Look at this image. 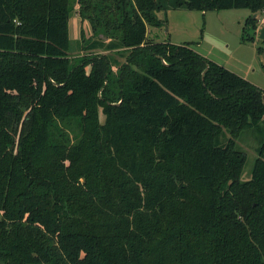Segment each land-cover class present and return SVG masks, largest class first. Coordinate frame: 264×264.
<instances>
[{"label": "trees", "instance_id": "1", "mask_svg": "<svg viewBox=\"0 0 264 264\" xmlns=\"http://www.w3.org/2000/svg\"><path fill=\"white\" fill-rule=\"evenodd\" d=\"M167 1L0 0V264H264V89L147 35L246 8L254 43L264 0ZM76 5L103 52L69 55Z\"/></svg>", "mask_w": 264, "mask_h": 264}, {"label": "rangeland", "instance_id": "2", "mask_svg": "<svg viewBox=\"0 0 264 264\" xmlns=\"http://www.w3.org/2000/svg\"><path fill=\"white\" fill-rule=\"evenodd\" d=\"M169 4L171 2L167 1ZM202 12L186 9H168L158 12L157 15L163 21L160 26L148 25L149 42H166L172 40L175 43H197L202 44L201 51L217 57L223 63L226 61L229 69L233 68L240 74H247L253 84L264 89V54L260 53L259 46L264 47V40L255 35L254 43L244 41L243 28L246 20L254 16L249 9H229L223 11ZM257 18L260 21L264 18V13L258 12ZM70 37L71 47L69 55L73 58H82L93 53H101L102 49H84V40L95 38L90 22L82 19L79 13V5L75 6L70 17ZM204 24V36L201 30ZM252 33V32H251ZM103 40L105 36L101 35ZM197 49V45H195ZM125 58L119 57V62H125ZM227 67V68H228ZM117 67L114 68L117 71ZM247 79V78H246ZM263 127H250L243 131L237 139V148L245 152L247 161L244 167L243 179H250L253 175V167L260 157L259 150L264 139ZM226 137H229L227 132Z\"/></svg>", "mask_w": 264, "mask_h": 264}, {"label": "crops", "instance_id": "3", "mask_svg": "<svg viewBox=\"0 0 264 264\" xmlns=\"http://www.w3.org/2000/svg\"><path fill=\"white\" fill-rule=\"evenodd\" d=\"M204 16L207 14L206 12L205 13H202ZM159 15V14H158ZM159 18V17H158ZM161 19V18H160ZM162 20V19H161ZM206 40V36H205V38H204V40L202 41V43L200 44H198L197 45V51L198 52H200L203 56H207L208 58H210V59H212L213 61H215V62H217L218 64H220V65H222L223 67L225 66L226 67V65H228V64H226L227 62L225 61L224 63L222 62V61H220V59H218L217 57H215V56H212L211 54H208V53H204L203 51H201V47L203 46L202 44L204 43V41ZM165 41H167V40H165ZM169 42L171 43H175L174 41H172V40H169ZM175 44H178V43H175ZM180 44H183V43H180ZM228 67V66H227ZM229 68V67H228ZM232 71H234V72H236L233 68H230ZM237 74H239L240 76H243L244 78H247L248 80H249V78L247 77V74H240V73H238V72H236ZM250 81V80H249ZM250 82H252V81H250ZM255 85V84H254ZM258 86V85H257ZM259 87V86H258ZM261 87V86H260Z\"/></svg>", "mask_w": 264, "mask_h": 264}, {"label": "water", "instance_id": "4", "mask_svg": "<svg viewBox=\"0 0 264 264\" xmlns=\"http://www.w3.org/2000/svg\"><path fill=\"white\" fill-rule=\"evenodd\" d=\"M259 38L261 40H264V25L261 27L260 31H259Z\"/></svg>", "mask_w": 264, "mask_h": 264}, {"label": "built area", "instance_id": "5", "mask_svg": "<svg viewBox=\"0 0 264 264\" xmlns=\"http://www.w3.org/2000/svg\"><path fill=\"white\" fill-rule=\"evenodd\" d=\"M263 25H264V18L260 21L259 27H258V29H257V31H256L257 35L260 34L259 31H260V29H261V27H262Z\"/></svg>", "mask_w": 264, "mask_h": 264}]
</instances>
